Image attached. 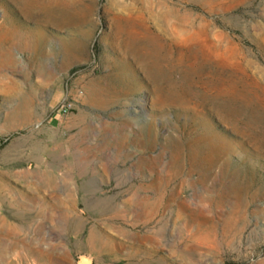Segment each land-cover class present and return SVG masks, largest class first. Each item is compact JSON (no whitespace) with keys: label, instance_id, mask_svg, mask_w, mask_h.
<instances>
[{"label":"rangeland","instance_id":"rangeland-1","mask_svg":"<svg viewBox=\"0 0 264 264\" xmlns=\"http://www.w3.org/2000/svg\"><path fill=\"white\" fill-rule=\"evenodd\" d=\"M0 264H264V0H0Z\"/></svg>","mask_w":264,"mask_h":264},{"label":"built area","instance_id":"built-area-1","mask_svg":"<svg viewBox=\"0 0 264 264\" xmlns=\"http://www.w3.org/2000/svg\"><path fill=\"white\" fill-rule=\"evenodd\" d=\"M72 108H73V104H72L71 100L66 96H62L59 99L55 110H56L58 115H65Z\"/></svg>","mask_w":264,"mask_h":264},{"label":"crops","instance_id":"crops-1","mask_svg":"<svg viewBox=\"0 0 264 264\" xmlns=\"http://www.w3.org/2000/svg\"><path fill=\"white\" fill-rule=\"evenodd\" d=\"M55 94L52 95V97L50 98V100L48 101V106L49 108L51 109V119H52V122L56 121L57 120V117H58V114L55 110L56 106H57V103L59 101V99L57 98V96L55 97Z\"/></svg>","mask_w":264,"mask_h":264}]
</instances>
